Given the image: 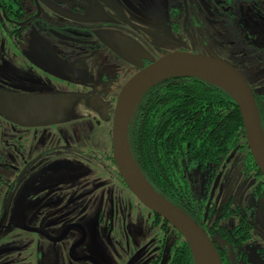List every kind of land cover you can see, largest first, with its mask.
<instances>
[{"label":"flooded vegetation","instance_id":"flooded-vegetation-1","mask_svg":"<svg viewBox=\"0 0 264 264\" xmlns=\"http://www.w3.org/2000/svg\"><path fill=\"white\" fill-rule=\"evenodd\" d=\"M9 1L8 11L0 3V264L167 263L171 230L156 229L114 162L118 95L171 52L264 69V0H198L195 14L187 0ZM180 166L205 201L198 224L221 264H264L245 246L248 210L217 208ZM252 173L264 213V182Z\"/></svg>","mask_w":264,"mask_h":264},{"label":"trees","instance_id":"trees-1","mask_svg":"<svg viewBox=\"0 0 264 264\" xmlns=\"http://www.w3.org/2000/svg\"><path fill=\"white\" fill-rule=\"evenodd\" d=\"M0 3L8 11L12 2ZM252 91L264 132V90ZM128 143L135 163L152 187L197 223L207 211L206 204L189 190L181 160L204 171L219 166L227 153L239 149L245 154L248 171L264 182L249 153L237 105L224 90L197 77L169 76L153 82L133 111ZM185 203L195 210L190 211ZM205 216L209 219L210 213ZM154 218L172 232L166 264H194L183 238L159 216L154 214Z\"/></svg>","mask_w":264,"mask_h":264},{"label":"water","instance_id":"water-1","mask_svg":"<svg viewBox=\"0 0 264 264\" xmlns=\"http://www.w3.org/2000/svg\"><path fill=\"white\" fill-rule=\"evenodd\" d=\"M176 66H195L214 74L220 84L205 80L224 90L237 105L245 141L252 160L264 178V132L252 88L247 79L232 65L192 52H171L152 62L132 76L122 87L113 112L112 154L123 182L138 202L172 227L187 244L194 264H221L213 243L205 230L188 215L159 194L140 172L128 143V127L142 93L161 71ZM174 76V75H173ZM169 77V76H166Z\"/></svg>","mask_w":264,"mask_h":264},{"label":"rangeland","instance_id":"rangeland-1","mask_svg":"<svg viewBox=\"0 0 264 264\" xmlns=\"http://www.w3.org/2000/svg\"><path fill=\"white\" fill-rule=\"evenodd\" d=\"M38 1L44 3L48 0ZM197 1L198 0H187V7L190 13H196L198 7ZM191 26V24H188V28ZM255 32L256 31H253V33ZM197 33V29H194L195 39L198 37ZM210 38V32H206L202 40L204 39L205 42L210 43ZM257 40H259L258 35ZM209 47L211 46L208 45V48ZM15 60L16 57L12 58L13 64L15 62L17 63V60ZM235 68L250 81L249 83L254 90L258 91L264 88V79L256 81L251 78L253 75L252 72L260 73L263 72L264 69L252 68L250 70L242 66H236ZM187 179L191 183L193 190L198 193L205 192L208 202L213 203L217 208L222 207L224 203L231 200V207L239 206L242 211L248 210V218L252 219L254 229L245 246L246 249L258 252L260 257L258 255H255V257L257 259L261 258V261L264 263V213H262L260 209V201L256 195L257 181L253 173L248 171V167L245 165V154L239 149L232 150L227 153L223 161L217 167L212 168L209 166L204 171H199L197 168L192 167L187 171ZM147 212V210H144V212L140 214L141 226H143V219L147 217ZM235 223L236 219L231 218L222 220L220 224L221 226L228 227ZM155 225L156 229H159L161 223L158 224L155 222ZM160 228H162L161 231L163 232V227ZM170 241L172 242L173 239L171 238ZM140 242H142V239H140ZM165 263L166 261L162 259L159 264Z\"/></svg>","mask_w":264,"mask_h":264},{"label":"bare ground","instance_id":"bare-ground-1","mask_svg":"<svg viewBox=\"0 0 264 264\" xmlns=\"http://www.w3.org/2000/svg\"><path fill=\"white\" fill-rule=\"evenodd\" d=\"M185 74H193L196 76H199L203 79H206L208 81L220 84V81L218 78L212 74L211 72L195 67V66H176V67H171L169 69L161 71L159 74H157L156 78H161V77H166V76H179V75H185Z\"/></svg>","mask_w":264,"mask_h":264}]
</instances>
